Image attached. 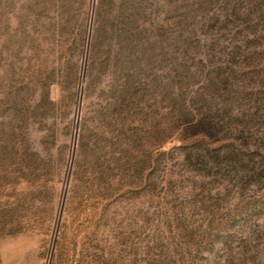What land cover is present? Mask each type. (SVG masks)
Returning a JSON list of instances; mask_svg holds the SVG:
<instances>
[{
	"label": "rangeland",
	"instance_id": "obj_1",
	"mask_svg": "<svg viewBox=\"0 0 264 264\" xmlns=\"http://www.w3.org/2000/svg\"><path fill=\"white\" fill-rule=\"evenodd\" d=\"M0 264H264V0H0Z\"/></svg>",
	"mask_w": 264,
	"mask_h": 264
}]
</instances>
